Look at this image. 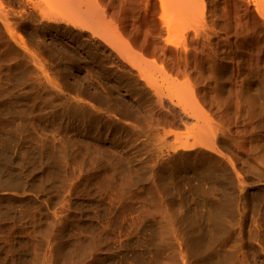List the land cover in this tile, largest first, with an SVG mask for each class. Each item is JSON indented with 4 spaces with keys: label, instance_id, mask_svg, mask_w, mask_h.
<instances>
[{
    "label": "bare ground",
    "instance_id": "6f19581e",
    "mask_svg": "<svg viewBox=\"0 0 264 264\" xmlns=\"http://www.w3.org/2000/svg\"><path fill=\"white\" fill-rule=\"evenodd\" d=\"M51 1L41 2L44 5L31 4V0H26L25 4H22L25 0L18 3L19 5H15L17 7L14 8L20 9L22 15L18 13L21 15L19 18L15 15L18 11L15 12L11 4L8 3L10 6H6L0 2V46L8 51H5L6 53L13 55L14 60L19 59L20 63L29 66L27 76L36 77L39 74L44 79V82L50 86L48 87L52 88L43 92L46 96L52 97L57 94L60 98L62 93L59 83H56L61 79L58 80L56 76L55 82L53 74L50 78L48 74L51 71L47 73L46 65L49 69L57 68V75H63L66 79L64 80L67 82L66 87L61 83L65 87L63 93L66 92L64 104L61 102L64 108L59 105V108L65 109L66 114L63 112L65 117H61L60 112L63 110L61 108L60 112L57 108L58 110L54 113L59 112L61 120L65 122L64 126L59 127L61 126L59 118L57 123L60 130L57 129L56 132L60 131V134L65 135L63 145L67 148V152H64L67 157L64 158V154L57 155L61 148L56 154L58 156V162H56H60L63 168V170L60 169L58 164L63 174V176L60 175L63 179L57 176L62 182L59 180V185L55 184L58 198L64 195L75 199L89 195L105 197L119 195V198L127 199L149 194L152 190L141 185L147 180L143 174L145 157L152 160L153 165L151 167L149 165L152 171L158 169L162 173L170 163L182 159V163L173 164V167L181 171L193 170L194 178L203 184L202 186L199 183L197 184L199 186L195 184V190L191 188L194 192L227 198L228 195L236 193L231 184H237L239 187L243 184V180L237 172L235 162L230 158L232 153L230 152V157L224 154L223 150L226 147L229 148V146L223 148L224 144L232 146L247 156L253 162L255 173H258L261 167L264 168V136L262 134L264 133V74L261 71L263 64L260 60L262 43L259 44L258 37L252 34V31L251 34L249 32L250 36L243 33L248 25L238 21L239 19L236 20L235 14L233 15L235 20L225 19L224 15L228 13V11L223 13L222 6L225 4H221V7L216 4L223 8L221 12L223 11L224 15L221 18L224 17V19H219L218 13L215 18L214 12L217 11L214 10V12L210 11L213 12L210 15L215 16L214 19L212 17L206 20L200 17L197 19L200 15L203 17L204 13L199 10L201 6L195 5L193 0H188L189 2L169 0V4L167 2L165 4L164 0H160L162 2L160 3L158 0L160 4L153 6L156 8L159 4L161 14L157 21H154L156 19L152 20L147 16L148 3L142 4L144 5L143 15H134V13L132 16H127L121 14L122 11H126V7L118 0V4L115 3L116 0L114 3L113 0H111L112 3H106L104 0H55L52 4H48ZM138 1H136L137 4H139ZM244 2L247 3L246 0ZM257 2L261 3L260 0ZM260 3H257L258 12L264 7V4L259 7ZM196 9L201 14L198 15ZM202 9H204L203 6ZM215 9L218 10L217 7ZM205 11L208 13V10ZM192 12L196 15L195 17L191 15ZM262 12L259 14H263ZM188 14L193 17H188ZM14 18L22 20L20 22L17 20V23L15 19L16 23H14L11 21ZM26 21L34 27L38 33L37 36H51L53 47L58 48V52L49 50V47L47 51L40 49L38 52L39 44H35L38 50H32V44L26 41L21 33L29 27L25 24ZM19 28L22 29L20 32L17 30ZM52 35L57 38H53ZM240 43L245 45L248 43L252 46V50L247 48L249 52L242 51L248 54L245 60L240 52L244 50L241 49ZM7 56L9 61L11 57ZM11 62L14 63L13 60L10 61L9 66ZM4 64L7 63H3L0 67ZM5 66L9 68L8 64ZM15 66L14 70L18 69V65ZM53 73L55 77L56 73ZM18 76L20 75L15 77L16 80L19 79ZM250 85L255 86L251 96L249 95ZM42 89L44 90L43 87ZM133 95L137 97L138 104L133 103ZM51 101L54 102L56 99ZM37 105L36 110L41 109ZM48 106L42 110L51 107ZM54 108L51 109L54 110ZM53 117L51 121L55 120ZM9 124L8 127H10ZM56 125L53 128H56ZM5 130L3 129L2 132L4 133ZM63 136L59 135L60 138ZM8 137L13 138V134ZM46 151L49 153L48 150ZM52 161L55 162L54 158ZM57 163H55L56 166ZM53 166L55 168L54 164ZM230 173L235 180L229 178ZM46 175L43 173L44 177ZM169 178L167 177L166 180ZM226 181H228L227 184L230 181L232 187L226 186ZM22 184L24 185L21 183V186ZM23 188L24 186L22 190ZM35 189H31L30 192ZM155 190L161 194L163 188L160 190L155 188ZM57 196L55 195V199ZM46 202L45 200L43 203ZM58 204L57 206L60 205ZM44 206L46 209V205ZM51 212L53 215V211ZM46 214L48 213L46 212L45 216ZM241 259H236L237 261L234 259L235 263H232L246 264ZM229 260L228 263L231 264L232 260L230 262Z\"/></svg>",
    "mask_w": 264,
    "mask_h": 264
},
{
    "label": "rangeland",
    "instance_id": "374dc122",
    "mask_svg": "<svg viewBox=\"0 0 264 264\" xmlns=\"http://www.w3.org/2000/svg\"><path fill=\"white\" fill-rule=\"evenodd\" d=\"M22 1L24 2V0H0V2L6 4V6H10L9 4H11L13 8H16L17 6L15 5H19ZM31 1V4L44 5V3L41 2H49L51 0ZM54 1L55 0L48 4H52ZM104 1H106V3L115 2V0L112 2L111 0ZM118 1L122 2L126 7V11H122L121 14L127 16H132L134 13V15H143L142 9L147 3L149 6L147 16L149 18L152 20L156 19L154 21H157L159 14H161L159 4L162 2H160V0V3L158 0ZM118 1L116 0L115 3L118 4ZM136 1H138L139 4H137ZM174 1L176 2V0ZM179 1L181 0H178L177 2ZM193 1L198 7L201 6V9L199 8V10L204 13L203 17L200 15L197 19H199V17L200 19L202 18L206 20L212 19V17L214 19L218 13L219 19H224L225 17V19L230 18V20H232L234 19L233 15L235 14L237 17H235L236 20L239 19L238 21H243L242 23L248 25L247 30L245 29L243 33L250 36L249 32L251 34L252 31V34L258 37L259 44L262 43L260 60L262 62L261 64L264 65V12H262L264 7H261L262 11L260 9V12H258L259 10L257 7L260 2L257 1L259 0H249L252 2L251 5L248 0H246L248 4L244 2L245 0H222V2L221 0H218V3L217 0ZM253 1L255 2L254 4ZM260 1L261 5H259V7L264 4V0ZM13 2H16L17 4ZM166 2L167 4L170 3L169 0H164L165 4ZM25 3L26 0L22 4ZM157 3H159L158 7L154 8L153 5H157ZM226 3L227 6H230L227 7ZM194 4L193 7L195 8ZM216 4L219 6L225 4L224 6L221 5L224 7V12H222L225 14V11H228V13L225 15L222 14L221 9L223 8H220L221 6L219 7L218 5L216 6ZM232 4L233 7L236 6L234 9L237 11L233 9ZM202 6L204 9H202ZM216 7L218 10L215 9ZM138 8H141L140 12H138ZM151 9H157L159 11L156 10V13L155 10L152 11ZM16 10L18 12H16ZM199 10L196 11L198 12V15L201 14L199 13ZM205 10H208V13ZM214 10L217 12H214ZM255 10L258 13L255 12ZM210 11H213L215 16L210 15L213 14V12ZM15 12L17 13H15L16 17L18 18L20 14L22 15L18 8L15 9ZM261 12L263 14H259ZM18 13L20 14L18 15ZM236 13L238 14L236 15ZM205 14H207L206 16L208 18H205ZM191 15L194 16L195 14L192 12ZM223 15L224 17L221 18ZM187 16L191 18L193 17L189 16V14ZM226 16H228V18ZM215 18H217V16ZM15 19L16 18L11 21L13 22ZM17 20L18 19L15 21L17 22ZM21 20H18V22ZM15 21L14 23H16ZM245 22H247V24ZM249 22L251 24H249ZM25 24L29 26L26 31L22 29L21 31L20 28L17 30L19 32L21 31L26 41H29L32 44V50H38L35 44H39L38 52H40V49L45 51L47 47H49V50H55V52H58V48L53 47V39L51 36L43 35L42 37L41 35L39 37L37 36L38 33H36L34 27L29 22L27 23L26 21ZM250 28L252 30H249ZM258 31H260V33ZM25 32H28V40ZM30 34L34 37L32 38ZM52 37L57 38L55 35H52ZM260 40L263 41L261 42ZM239 42L240 40L237 42L238 46ZM241 44L242 43H240V47L244 50H241L240 52L243 55L242 58L245 60L246 57H248V54L246 55V53L249 52L248 49L252 50V46L248 45V43H246L248 47L245 43H243L242 46ZM0 48V53H2L5 48L1 46ZM5 51L8 52L7 50H4V52ZM242 51H245L246 53ZM4 52L2 54H4ZM6 52L3 55L4 57L0 54V66L3 63H7V67H9L6 68L5 65L7 64L0 67V119L2 118L0 120V199H2L0 200V264H230L228 263L229 259V262L232 260L231 264H234L236 259L240 260L241 258L246 264H264V168L261 167L258 169V173H255L253 162L243 153H240L228 144L222 146L223 148L229 146V148L226 147L228 151H226L227 149L225 148L223 152L229 157L232 153L230 158L235 162L237 172L243 180V184H241V186L239 185L241 189L237 187V184L233 185L230 181L228 184V181L225 182L227 184L226 186L230 187L232 185L235 192L238 193L236 194L234 192L236 195H228L230 196L229 198L228 196L227 198L226 196L215 197L211 195L207 196V194L204 195V193L194 192L196 186H199L200 184V186H202L203 184L194 178L193 170L185 169L181 171L179 169V171L173 167L175 164L182 163V159L170 163L165 172L162 173L158 169L152 171L150 167L153 165V162L151 159L145 157L144 167L146 171L144 170L143 174L147 177V180L141 185L146 189L152 190L151 193L144 194L145 196L139 195L132 198L128 197L126 199L122 197L119 198V195H110L108 197L89 195L75 199L65 197L66 195H64L65 199L64 197H59V199L55 189L57 186H55V184L59 185V182L61 181L59 178H62L63 176L61 172L63 168L62 165L60 166V162L57 163V155L62 156V154H64L63 157H67V154L64 153L65 151L67 152V148H65L66 145H63L65 144V135L63 136L59 133L60 131H56L60 130L59 127H62L65 124L64 120H61L60 115L62 114L61 117H65L66 114L65 109H63V100L66 96V92H63L66 87L65 84H67L64 80L66 79H64L65 77L63 75H57V68L53 67L54 69H49L48 65H46L47 73L51 71L48 74L50 78L53 74L54 79H52L55 82L57 81V78L58 80L61 79L56 83H59V87L62 89L63 94L61 93L60 98L57 94H54L52 97L53 99H56V101L53 102L51 101L53 100L52 97L48 95L46 96V94L43 93L50 87L44 82V79L40 77L39 74L36 76L37 79L34 76H27L26 72H28L29 66L20 63L19 59L14 60L12 58L13 55ZM7 55H9V58L11 57L9 61L7 60ZM11 59L14 63L11 62L10 67L9 62L12 61ZM15 65H18V69L16 68V70H14L16 67ZM263 65H261V71L264 74ZM3 67L6 71L3 70ZM52 71L56 73L55 77ZM17 75L21 76V78L20 76H18L19 79L17 78L19 81L15 78ZM38 77L42 79H39ZM32 78H35V81ZM61 83L64 84L65 87ZM43 84H46L47 86ZM49 89L52 90V88ZM254 89V85L249 86L250 96L253 94L252 91ZM54 96H58V99ZM47 97L49 98L47 99ZM134 97L136 96L133 95L132 97L133 103L136 104L137 102L138 104V101H136L137 97L135 99ZM49 100L53 103L51 104ZM48 102L49 106L54 104L53 107H55V111L51 109L53 108L52 106L49 108L50 111H48V108V110L46 109L48 112L42 110V108L45 109L48 106ZM59 102L60 104H58ZM61 102H63V104ZM41 103L43 104L41 105ZM36 105L41 109L36 110ZM59 105L63 107H60L61 110L63 109L62 111L60 110ZM56 110L59 112L61 111V114L59 112H57L58 114H54ZM63 112H65V114ZM55 115H58V118H56ZM51 116H54V121H51ZM7 122L8 124L10 123V127H8ZM57 122L61 126H59ZM55 125L56 128H53ZM6 128H8V130ZM3 129L7 130H5V134L2 132ZM57 133L58 136H56ZM12 134L13 138L8 137L10 135L12 136ZM262 134L264 136V133ZM59 135L60 137H63L60 138ZM59 148H61L60 151H58ZM46 150H48L50 154L47 153ZM57 151L59 154H57ZM54 152L56 153L54 154ZM43 157L48 158L46 159ZM53 158L55 162L52 161ZM55 163H57V166ZM53 164L55 165V168ZM58 164L60 169L62 168L61 171ZM51 165L53 166V169H51ZM171 170H173L172 172L174 176L172 175ZM45 172L48 174L46 175ZM54 172L55 177L53 175ZM43 173L46 175L45 177L43 176ZM147 173H149V175ZM48 175L49 178H51V181L49 180ZM166 175H169L167 176L168 178L170 177L167 180ZM231 175L233 174L230 173L229 178L235 180L234 176ZM42 176L47 179H42ZM171 176L175 178H171ZM179 176L181 179L183 178V181H181ZM52 177L54 179L58 178L55 179L57 181L52 179ZM41 180L43 183L45 182L44 180L47 181L43 184ZM21 183H24V185L22 184L24 186L23 190ZM189 183H192V186H190ZM198 183L199 185H197ZM29 185H31L30 187L32 190L35 188L40 190L37 191L35 189V191L30 192L32 190L29 189ZM34 185L36 186L34 187ZM53 186L55 187L53 188ZM157 186L160 189L163 188L164 191L161 190V194L160 192H156L155 188L160 190ZM45 187H47L46 191ZM238 189L239 191L241 190V193H239ZM23 191H27L28 194ZM196 193L200 195H197ZM55 195L57 196L56 199ZM1 196H3L4 199L3 197L1 198ZM27 196L30 200L27 199ZM27 200L28 202H26ZM45 200L48 203H43ZM54 201H56V203ZM39 203H41L42 206ZM57 204L59 206H57ZM44 205H46V209ZM42 209L43 211H41ZM49 210L50 212H48ZM45 211L48 213L46 214L48 217L45 216ZM51 211H53L54 216Z\"/></svg>",
    "mask_w": 264,
    "mask_h": 264
}]
</instances>
